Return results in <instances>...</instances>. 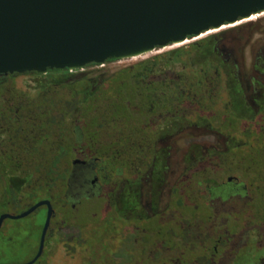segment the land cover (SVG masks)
Segmentation results:
<instances>
[{"label": "trees", "instance_id": "16d2710c", "mask_svg": "<svg viewBox=\"0 0 264 264\" xmlns=\"http://www.w3.org/2000/svg\"><path fill=\"white\" fill-rule=\"evenodd\" d=\"M260 23L243 24L113 73L94 76L49 70L47 74L0 76V192H14L8 178L16 177L25 182L29 199L59 196L67 189L76 153L85 148L100 152L117 147L145 149L155 144L154 130L181 120L186 121L187 132L195 134L190 127L206 121L211 132L225 140L232 138L238 145L223 156L222 160L233 163L223 166L224 173L241 178L250 195L261 193L264 110L250 119L235 117L230 110V77L224 67L212 60L201 65L195 61L210 41L230 39L225 51L218 52L225 59L231 57L236 65L233 77L251 99L261 74L256 66H244V48ZM263 43L253 46L255 58ZM21 76L42 78L44 83L25 90L17 85ZM208 168L215 169L202 164L189 167L186 173L204 174Z\"/></svg>", "mask_w": 264, "mask_h": 264}, {"label": "flooded vegetation", "instance_id": "af4514ba", "mask_svg": "<svg viewBox=\"0 0 264 264\" xmlns=\"http://www.w3.org/2000/svg\"><path fill=\"white\" fill-rule=\"evenodd\" d=\"M210 34L213 33H204L199 37L192 38L191 41ZM260 41H264V38L259 39L255 44ZM189 42L190 40L185 44ZM230 43V39L226 38L216 42L210 41L203 50L211 49V55L206 60H212L218 66H223L230 77L227 79V85L233 93L230 99V110L233 115L237 118L250 119L256 112L264 110V43L262 52L251 65L256 66L255 69L261 74L251 99L246 97L239 81L233 77L236 65L234 62L232 63L231 57L225 59L222 53L218 52L219 49H223L224 52V47ZM185 44L172 46L178 47ZM203 50L198 53H202ZM212 55L215 60L211 58ZM204 61H201L200 65ZM244 66H247L246 59ZM200 124H202V126L199 125L200 127H190L194 129V134L191 131L187 132L186 121L171 122L154 130V133L152 132L155 144L148 145L145 149L117 147L106 148L101 152L98 148L83 149L82 152L76 153L71 161L67 189L59 196L51 195L48 198L29 199L24 187L25 182L16 177L8 178L9 185L14 192L8 194L0 192V217L4 214L22 215L41 201H48L53 213L46 229L47 205L39 207L24 218L7 219L13 222L14 226L7 224V220H5L0 227V259L4 261L0 264H26L35 260L40 250L44 230L43 250L41 256L33 264H219L223 259H229L232 256V262L243 264L245 260L241 258L247 257L245 255L242 257L246 250H242V254H239L240 257H237L238 255H234V245L236 243L240 245L239 242L244 241L240 237L244 230L230 234L224 228L226 222H221L216 227L215 220L211 221L212 217L209 216L207 227L199 233H192V228L189 227L192 222L183 220L181 222L182 216H178V229L161 227L160 231H155L151 227L155 218L164 217L173 208L179 209L189 205L188 199L195 187L197 193L202 195V179L205 176L203 173L187 174L189 167L206 164L209 167L217 168L218 165V168L223 171L224 165H233L231 159H222L238 144L232 138L225 140L217 132H211L212 127L208 122L201 121ZM194 135L195 138L201 135L212 136L215 141L212 144L208 142L201 144L202 154L197 158L190 156L188 161L186 151L184 148L181 149L180 145H187V136ZM197 141L198 139H195V142L199 143ZM159 166H162V172L165 175L160 174V171L157 173ZM167 172H169L168 176ZM225 175L228 177L227 182L216 187L206 186L209 189L207 192L213 195L209 203L205 202L208 209L213 211L211 214L217 212L218 206L225 203L224 200L228 196L239 191L237 189L239 183L245 186L242 181L240 182V179L233 178V175ZM163 177L165 182L166 180L167 183L169 182L168 193L172 199L169 204L165 205L162 212H155L153 192L157 186L159 188L161 181H164ZM204 182L206 181L204 180ZM125 183H130L131 187L136 186L135 189H137L140 199V202L133 203L131 210L119 207V200L127 190L122 187L117 192V188ZM141 184L147 189L146 194L149 197L147 206L150 215L145 219L141 217L133 222V216L138 218L140 210L143 211L145 208L141 205L144 195L140 191ZM132 192L134 193V191ZM86 201L98 202L100 215L92 210L88 222L79 224L74 220V217ZM217 202L220 205L217 204L216 207L214 204ZM127 211L132 215L129 218L126 216ZM39 212H42V216L40 220L36 221L35 217ZM24 221L26 223L22 224ZM143 221H145V226H141ZM23 231L28 234L36 233V240L22 237ZM152 236L153 239H150ZM233 240L234 243H232ZM189 246L193 251L189 250ZM198 249L202 253L197 255L198 257L194 258L192 262L184 259L186 251L195 254ZM20 251H32V254L25 261H9V258L16 256ZM258 260L259 264H264V258L260 257Z\"/></svg>", "mask_w": 264, "mask_h": 264}, {"label": "water", "instance_id": "95a60500", "mask_svg": "<svg viewBox=\"0 0 264 264\" xmlns=\"http://www.w3.org/2000/svg\"><path fill=\"white\" fill-rule=\"evenodd\" d=\"M264 12V0H0V76L128 59ZM37 203L19 216L39 207ZM42 243L33 264L43 250Z\"/></svg>", "mask_w": 264, "mask_h": 264}, {"label": "rangeland", "instance_id": "374dc122", "mask_svg": "<svg viewBox=\"0 0 264 264\" xmlns=\"http://www.w3.org/2000/svg\"><path fill=\"white\" fill-rule=\"evenodd\" d=\"M252 20V21H251ZM258 20H261V23L256 27L255 31H254V35L252 37L251 42L244 48V55H245V59H246V64L247 67H250L255 59V53L252 50L254 44L256 41H258L259 39H263L264 38V14L258 18L253 17L251 19H248L244 22H242V24L240 23V25L238 24V26H241L243 24L249 23V22H256ZM249 21V22H248ZM236 24L231 25L229 27H224L221 28L219 30H215V31H211L209 33H213L210 34L208 36L196 39L191 41L192 39H189L190 42L188 44L181 43V44H177V45H182L185 44L183 46L192 44L194 42L203 40L211 35H215V34H219L223 31H227V30H231L233 28H236L238 26L235 27ZM233 27V28H232ZM225 29V30H224ZM223 30V31H221ZM221 31V32H219ZM214 32H218V33H214ZM183 46H168L167 48L163 49V48H157L155 52L141 56L139 58H129V59H122V60H114L111 62H106L104 64L101 65H95V66H91L87 69H81V70H74V71H69L72 74H76L78 72H90L93 73V75H102L104 73H113L117 70L120 69H124L126 67L129 66H133L141 61L147 60L151 57L154 56H158L161 54H165L168 53L170 51L176 50L180 47ZM211 49H205L203 50L202 53H198V55L195 56V61L198 65H200L201 61L206 60L207 58H209V56L211 55ZM211 58L213 60L214 56L212 55ZM180 68H177L176 70H179ZM249 69V68H248ZM44 83V80H42V78H37L35 76H21L18 78L17 80V85L19 88L22 89H27V88H32V86H37L39 84ZM195 139L199 142L196 143ZM215 139L212 136H197L195 138L194 136H187V145H180V148H184V150L186 151L187 154V158L189 161L190 156L197 158L202 154V145L203 143H214ZM194 143V144H192ZM194 145V146H193ZM182 146V147H181ZM193 146V147H192ZM221 150V147L219 148ZM187 165H189V163H186ZM217 168H215V170H211L208 169L206 171V173H204L205 178H203V185H202V195L200 193H197V188L195 187L192 192L190 193V197L188 199L189 205H185L183 208H179V209H175L173 208L172 211L165 215L164 217L160 218H155L152 223H151V227L154 228V230H161V227L164 229H178V221L179 218L178 216H182L183 218L181 219L183 221H188V222H192L190 224L189 227L192 228V233H199L200 231H202V229H205L207 227V224L209 223L207 221V218L209 216L212 217L211 221L215 220V225L216 227H218V225L221 222H226V226L224 227L226 232L228 233H237V232H243V234L240 236L241 238H243V242H239L240 245H237V243L234 245V255H238L237 257H240L239 254H242V250H246L243 254L242 257L245 255L247 257L241 258L242 260H245V262L243 264H259V258H264V187H263V191L261 193H256L257 191L253 192L254 195L252 196V194L250 195V192L248 191V185L245 184L244 185H240L239 183V187L237 189H239V191L237 190V192L231 194L230 196H228L223 204H219V202L215 203L214 205L219 204L220 206H218V209L216 210L217 212H214V214H211V212L213 213V211L209 210L208 207L205 205V202L210 201L211 197L213 195L210 194V192H207L206 186H210V187H216L219 186V184L225 183L227 182V176L223 173L222 170H220V168H218V165L216 166ZM160 171V174H164L162 172V166H159L157 169V173ZM165 175V174H164ZM169 175V172H167V176ZM233 178H237L239 179L238 176H233ZM164 181H161L162 183L160 184L159 188L157 186V188H155V192H153V200H154V208H155V212L160 211L162 212L163 209L165 208V205L169 204V202L171 201V196L169 195V190L170 187L167 183V180L165 182V178L163 177ZM204 180H208V182H204ZM241 178H240V182H241ZM167 183V184H166ZM208 183V184H207ZM124 187V189H126L127 191L125 192V194L122 195L121 200H119V207H125L126 209H132L131 206H133V203H137L140 202V199L138 198V194H137V189L136 186H132L130 183H125V184H121V186H119L117 188V192L119 191V188ZM247 188V189H246ZM132 189V190H131ZM245 189V191H244ZM134 191V193L132 192ZM140 191H142V193L144 194L142 196V204L145 208L142 210H140V214L139 217L137 218L136 216H133L134 218H132L133 222L138 220L139 218L143 217L144 219L150 215V212H148L149 207L147 206V202L149 200V197L147 196L146 192L147 189L145 187H143V184L140 185ZM249 192V193H248ZM246 193V194H243ZM260 195H263V197H260ZM129 196V197H128ZM203 196V197H202ZM253 197L252 201H250L248 203V197ZM215 199V198H214ZM190 200V201H189ZM186 201V200H185ZM187 202V201H186ZM208 203H206L208 205ZM247 203V204H246ZM246 204V205H245ZM146 205V206H145ZM158 206V207H157ZM223 206V207H222ZM99 207L100 204L98 202L96 203H92L90 201H86V203H83L81 205V207L79 208L78 213L75 215L74 220L79 223V224H84L88 222V218H89V214L92 210H94L97 215H100L98 213L99 211ZM152 207V205H151ZM150 207V208H151ZM191 208V209H190ZM225 209V210H222ZM129 210V211H130ZM209 210V211H208ZM227 210V211H226ZM129 211H127L126 216L131 217V213H129ZM42 216V212H39L37 214V216L35 217L36 221L40 220ZM160 218V219H159ZM208 222V223H207ZM26 221H24L25 224ZM145 221H143V224L145 226ZM7 224H12L13 226L15 225L13 222H11L10 220H7ZM27 225V224H26ZM25 225V226H26ZM198 231V232H197ZM240 234V233H238ZM25 236L28 240H36L37 238V234L35 233H31L28 234V232H22V237ZM153 239V236L152 238ZM232 243H234V240L232 241ZM244 244V245H243ZM243 245V246H242ZM189 250H191V246H189ZM249 249V250H248ZM248 250V251H247ZM34 251V250H33ZM250 251V252H249ZM202 253V251H200L199 249L195 251V254L192 252H188L186 251L184 253L185 255V260L192 262L194 260V258L196 259L198 256ZM32 254V251L30 252H26V251H20L16 256L12 257L11 259L9 258V261L11 260H16V261H25L27 260ZM250 256V258H249ZM233 256L230 257L229 259H223L222 261L219 262V264H235L236 262H232ZM239 259V258H237ZM238 261V260H237ZM240 261V260H239ZM3 263V259H0V263ZM236 264H242L237 262Z\"/></svg>", "mask_w": 264, "mask_h": 264}, {"label": "bare ground", "instance_id": "6f19581e", "mask_svg": "<svg viewBox=\"0 0 264 264\" xmlns=\"http://www.w3.org/2000/svg\"><path fill=\"white\" fill-rule=\"evenodd\" d=\"M263 14H264V12H263V13H260V14H257V15H253V16L247 17V18H245V19L242 20V21L233 22V23H231V24H229V25L215 28V29H213V30L208 31L207 33L211 32V31L219 30V29L224 28V27H229V26L234 25V24H236L235 26H238V24H240V23H242V22H244V21H246V20H248V19H251V18H253V17L258 18V17L262 16ZM201 35H203V34H201ZM201 35H200V36H201ZM198 37H199V36H198ZM188 40H189V39L184 40V41H180V42H176V43H174V44H172V45L181 44V43H184V42H186V41H188ZM170 46H171V45H170ZM167 47H168V46H167ZM167 47H163V48H167ZM155 51H156V50H152V51H149V52L144 53V54H139V55L133 56V57H131V58H136V57L144 56V55H147V54L153 53V52H155ZM128 59H129V58H128Z\"/></svg>", "mask_w": 264, "mask_h": 264}, {"label": "built area", "instance_id": "2783aa9c", "mask_svg": "<svg viewBox=\"0 0 264 264\" xmlns=\"http://www.w3.org/2000/svg\"><path fill=\"white\" fill-rule=\"evenodd\" d=\"M72 72V71H71Z\"/></svg>", "mask_w": 264, "mask_h": 264}]
</instances>
